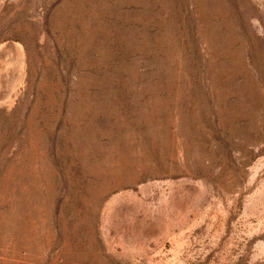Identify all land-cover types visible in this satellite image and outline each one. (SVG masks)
I'll return each mask as SVG.
<instances>
[{
	"label": "rangeland",
	"instance_id": "374dc122",
	"mask_svg": "<svg viewBox=\"0 0 264 264\" xmlns=\"http://www.w3.org/2000/svg\"><path fill=\"white\" fill-rule=\"evenodd\" d=\"M0 264H264V0H0Z\"/></svg>",
	"mask_w": 264,
	"mask_h": 264
}]
</instances>
